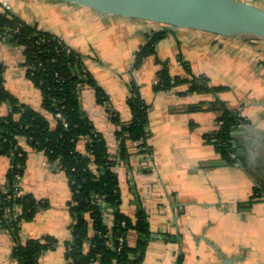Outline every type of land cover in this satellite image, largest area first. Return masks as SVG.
<instances>
[{
    "label": "crops",
    "instance_id": "crops-1",
    "mask_svg": "<svg viewBox=\"0 0 264 264\" xmlns=\"http://www.w3.org/2000/svg\"><path fill=\"white\" fill-rule=\"evenodd\" d=\"M237 1L264 11V0ZM0 3L82 54L86 70L105 91L109 106L122 122L133 118L127 102L132 79L145 86V99L151 105L148 149L131 143V156L117 168L121 212L134 219L142 210L148 218L151 235L142 264H264V41H222L214 34L166 27L169 35L156 45L155 54L135 68L136 53L148 43L149 35L165 26L102 15L56 0ZM57 6L67 20L65 24L69 23L68 16H78V20L71 19L72 29L61 23V16L49 18L48 12L57 11ZM54 22L60 25L56 27ZM132 39L139 41L131 51ZM92 41L104 43L95 47L99 53ZM116 47L120 51L128 47L126 69L118 80L113 79L111 71H118L116 66L121 63L116 60L121 54L108 53L109 48ZM186 63L187 68L183 66ZM165 64L172 77L181 80L191 79L189 72L196 65V72L207 71L211 81L214 76L216 84L211 86L219 91L209 97L201 96V92H190V84L182 82L170 90L155 92L157 74ZM0 65L5 69L8 91L21 103L40 109L41 93L27 78L23 48L0 41ZM218 101L243 120L233 132V163L209 139L220 126L222 110L213 107ZM82 109L116 155L119 127L111 121L109 107L99 105L94 90L87 89L82 94ZM9 112L8 104L0 106V115ZM21 145L29 152L22 191L48 202V207L39 210L33 221L22 226L21 240L25 243L53 236L58 246L42 256L41 264H72L65 246L71 240L73 224L68 207L72 198L68 180L43 153L30 149L25 139H21ZM11 164L10 158L0 156V189L7 182ZM105 219L112 225L114 215L109 213ZM137 241L132 232L130 244L136 246ZM14 247L11 233L0 223V264H17L12 257Z\"/></svg>",
    "mask_w": 264,
    "mask_h": 264
},
{
    "label": "trees",
    "instance_id": "trees-1",
    "mask_svg": "<svg viewBox=\"0 0 264 264\" xmlns=\"http://www.w3.org/2000/svg\"><path fill=\"white\" fill-rule=\"evenodd\" d=\"M169 32L165 26L149 35L148 43L136 53L135 68L155 54L156 45ZM0 41L23 48L27 78L40 90L42 98L40 109L21 103L6 88L5 69L0 65V106H10L6 116L0 115V156L12 161L7 182L0 189V223L15 241L13 259L17 264H41L42 256L58 246L57 239L49 235L25 243L21 240L22 226L33 221L39 210L48 207V202L23 193L21 183L17 185V178L23 177L29 155L21 145V139H25L30 149L43 153L68 180L72 193L68 207L73 219L71 240L65 243L68 260L72 264H142L151 235L148 218L142 210L134 219L121 212L120 176L117 172L118 166L132 154L131 143H140L142 149H148L149 107L141 98L139 88L131 83L127 102L133 118L124 123L109 106L105 91L86 70L82 54L60 37L17 17L1 3ZM162 66L154 86L156 91L170 90L182 82L190 84V92L219 91L210 89L207 77L181 80L172 77L166 64ZM87 89L94 90L99 105L109 107L111 121L119 127L116 155L111 153L105 136L96 130L93 121L83 112L82 94ZM213 107L220 108L222 115L218 120L219 129L209 139L223 157L233 163L231 154L236 153L233 132L243 120L219 101ZM58 115L68 123L67 128ZM101 203L110 205L114 211L115 241L112 247L107 244L111 228L105 221ZM132 232L138 237L136 246L129 242ZM120 236H124L125 245L122 251H117Z\"/></svg>",
    "mask_w": 264,
    "mask_h": 264
},
{
    "label": "water",
    "instance_id": "water-1",
    "mask_svg": "<svg viewBox=\"0 0 264 264\" xmlns=\"http://www.w3.org/2000/svg\"><path fill=\"white\" fill-rule=\"evenodd\" d=\"M169 27L264 41V11L237 0H56Z\"/></svg>",
    "mask_w": 264,
    "mask_h": 264
},
{
    "label": "rangeland",
    "instance_id": "rangeland-1",
    "mask_svg": "<svg viewBox=\"0 0 264 264\" xmlns=\"http://www.w3.org/2000/svg\"><path fill=\"white\" fill-rule=\"evenodd\" d=\"M27 1H23V3H26ZM59 8V6H57V8L56 9H58ZM60 9V8H59ZM57 10V11H53V12H55V13H53V12H48V13H50L49 14V18L51 19V16L52 15H56V16H61V18L63 17L62 15H60L61 13H62V10L60 9V10ZM64 12H73L72 10H66V11H64ZM61 18H59L58 20L60 21V19ZM63 19V18H62ZM68 19H69V23L68 24H65L66 23V21L67 20H64L63 19V21L61 22L62 24H65V27L67 28V29H70V28H68V26H71V29L73 28L72 27V23H71V19H73V20H78V16H76V15H73V16H68ZM49 23H51V21H48ZM55 24H57V26L56 27H58V25H60L59 23H57V22H54ZM52 24V23H51ZM50 24V25H51ZM51 26H54V25H51ZM210 34V33H209ZM208 34V35H209ZM219 37H221V39H222V41H228V40H231V39H228V38H225V37H222V36H219ZM117 39H118V41L119 42H123L119 37H116ZM102 40V39H101ZM100 40V41H101ZM100 41H98V42H93L92 41V46L94 47V49L95 50H97L95 47H98V44H100V45H102V46H104V43L103 42H101L100 43ZM132 41V43H131V51L135 48V46L137 45V43H138V41H139V39H132L131 40ZM112 43H114V42H112ZM117 48V47H116ZM97 53H99L98 52V50L96 51ZM108 53H112V54H116V55H118V54H121V58L119 59V60H116L118 63H121L119 66H116L117 68H118V71H111L113 74H114V77H113V79H115V80H118L119 79V77H121L122 75H123V73H124V71H123V68L125 67V69H126V65H127V61H128V47L127 48H123L122 47V50L120 51V48H117V49H110L109 48V50H108ZM135 55V54H134ZM152 56V55H151ZM151 56H149V57H151ZM102 59V58H101ZM101 59H97V60H99V61H101ZM135 62H136V60H135ZM179 63V62H178ZM180 64V63H179ZM97 65H98V63H97ZM176 65H177V63H176ZM183 66L184 67H186L187 68V66H188V63H186V64H183ZM180 67V69L182 70L183 69V67L182 66H179ZM130 69H131V67H130ZM185 70H187V69H185ZM196 70H197V67H196V65H193V68L191 69V71L189 72L190 74H191V77H197V78H199V77H201V76H205V77H207L208 78V83H209V86H210V89H214L212 86H211V83H212V85H213V82L216 84V80H215V78H214V76H213V80L214 81H211V79L209 78V76H210V74L206 71V72H204L203 70H202V72H196ZM209 71V70H208ZM187 72V71H186ZM130 74V73H129ZM128 75H127V73H126V77H127ZM107 77V76H106ZM190 77V76H189ZM132 82L133 83H135L137 86H138V88H139V90H140V95H141V98L142 99H144V102L148 105V106H151L150 105V103H149V101L148 100H146L145 98H146V95H147V90H146V88H145V86L144 85H139L138 84V81L136 80V79H132ZM155 90V89H154ZM155 92H158V91H156L155 90ZM201 96H210L211 94H214L211 90L210 91H208V92H206V91H204V92H201ZM205 104V103H204ZM22 181V180H21Z\"/></svg>",
    "mask_w": 264,
    "mask_h": 264
},
{
    "label": "built area",
    "instance_id": "built-area-1",
    "mask_svg": "<svg viewBox=\"0 0 264 264\" xmlns=\"http://www.w3.org/2000/svg\"><path fill=\"white\" fill-rule=\"evenodd\" d=\"M58 117L60 119H63L64 126L67 128L68 127V123L65 121V119L63 118V116L62 115H58ZM231 157H232V159L235 162L236 161V154L232 153L231 154ZM55 168H56V166H55ZM21 180H22V176H18V178H17V181H18L17 185L21 183ZM101 205H102V209L104 211V217H106L109 213H111V214L114 215V211H113V209H112V207L110 205H106L104 203H101ZM105 221H106V219H105ZM114 221H115V219H114ZM122 225L125 226V223H123ZM109 226H110L111 230H110V233L107 236V244L112 247L113 244H114V241H115V239H114V233H113L114 222L112 223V225H109ZM117 241L119 242V247L117 248V251H122V247H123V245H125V238H124V236L118 237L117 238Z\"/></svg>",
    "mask_w": 264,
    "mask_h": 264
}]
</instances>
